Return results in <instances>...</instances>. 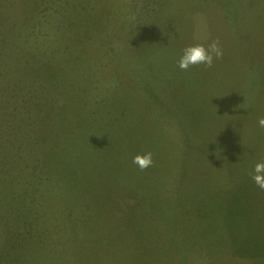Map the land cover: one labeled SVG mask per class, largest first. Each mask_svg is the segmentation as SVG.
<instances>
[{"label": "rangeland", "instance_id": "obj_1", "mask_svg": "<svg viewBox=\"0 0 264 264\" xmlns=\"http://www.w3.org/2000/svg\"><path fill=\"white\" fill-rule=\"evenodd\" d=\"M262 117L264 0H0V264H264Z\"/></svg>", "mask_w": 264, "mask_h": 264}, {"label": "clouds", "instance_id": "obj_2", "mask_svg": "<svg viewBox=\"0 0 264 264\" xmlns=\"http://www.w3.org/2000/svg\"><path fill=\"white\" fill-rule=\"evenodd\" d=\"M222 56L223 51L218 40H213L207 47L204 44L188 46L183 50V55L178 61V67L182 71H187L189 68L199 65L211 67L214 59H220ZM258 124L264 128V117L259 119ZM132 163L141 171H144L154 165L153 154L150 151L137 154L133 157ZM252 179L260 189L264 190V162L255 164Z\"/></svg>", "mask_w": 264, "mask_h": 264}, {"label": "trees", "instance_id": "obj_3", "mask_svg": "<svg viewBox=\"0 0 264 264\" xmlns=\"http://www.w3.org/2000/svg\"><path fill=\"white\" fill-rule=\"evenodd\" d=\"M12 28V27H11ZM10 28V29H11ZM10 29H9V31H10ZM17 31V33H21V32H24V31H19V29H17L16 30ZM39 75V74H38ZM37 78H39V76L37 77ZM41 120H47V119H41ZM43 128V131L45 132L46 130H44L45 129V127L40 123L39 125H37V131L36 132H39L41 129ZM50 133L51 132H49V133H45V135L44 136H40V135H38L37 137H36V139L37 140H39V141H47L48 140V137H50ZM159 247V246H158ZM158 247H157V249H158ZM159 252H161L162 253V251H166V248H164V249H162V251H160V250H158ZM157 254V253H156ZM167 254V253H166ZM166 254L164 255V256H161L160 258H159V253H158V264H164L163 263V258H165V256H166ZM154 255H155V253H154ZM153 260L156 262L157 261V257L156 256H154V258H153ZM156 264V263H155ZM166 264V263H165Z\"/></svg>", "mask_w": 264, "mask_h": 264}]
</instances>
